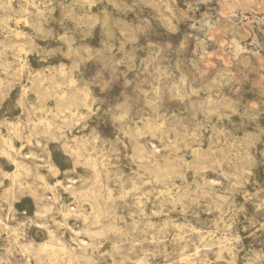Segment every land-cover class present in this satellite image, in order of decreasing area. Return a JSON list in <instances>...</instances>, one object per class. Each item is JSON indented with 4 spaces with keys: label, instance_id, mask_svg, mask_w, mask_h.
Wrapping results in <instances>:
<instances>
[{
    "label": "rangeland",
    "instance_id": "374dc122",
    "mask_svg": "<svg viewBox=\"0 0 264 264\" xmlns=\"http://www.w3.org/2000/svg\"><path fill=\"white\" fill-rule=\"evenodd\" d=\"M0 264H264V0H0Z\"/></svg>",
    "mask_w": 264,
    "mask_h": 264
},
{
    "label": "bare ground",
    "instance_id": "6f19581e",
    "mask_svg": "<svg viewBox=\"0 0 264 264\" xmlns=\"http://www.w3.org/2000/svg\"><path fill=\"white\" fill-rule=\"evenodd\" d=\"M201 74H202V73H201ZM54 90H55V89H54ZM59 91H60V90H59ZM55 92H56V94H58L57 91H55ZM53 93H54V92H53ZM56 94L54 93L55 96H56ZM51 95H52V94L50 93V96H51ZM61 95H62V93H59V94H58L59 97H61ZM152 112H153V111H152ZM157 113H158V112H157ZM201 152H202V151H201Z\"/></svg>",
    "mask_w": 264,
    "mask_h": 264
}]
</instances>
